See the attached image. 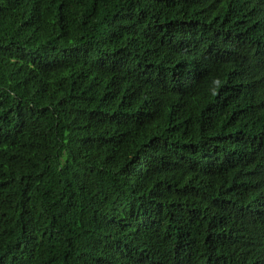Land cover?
Listing matches in <instances>:
<instances>
[{"label":"trees","instance_id":"obj_1","mask_svg":"<svg viewBox=\"0 0 264 264\" xmlns=\"http://www.w3.org/2000/svg\"><path fill=\"white\" fill-rule=\"evenodd\" d=\"M0 264H264V0H0Z\"/></svg>","mask_w":264,"mask_h":264}]
</instances>
